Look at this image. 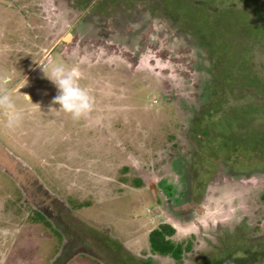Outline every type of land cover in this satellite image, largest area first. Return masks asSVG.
<instances>
[{
  "label": "rangeland",
  "instance_id": "rangeland-1",
  "mask_svg": "<svg viewBox=\"0 0 264 264\" xmlns=\"http://www.w3.org/2000/svg\"><path fill=\"white\" fill-rule=\"evenodd\" d=\"M0 75V264H264V0H0Z\"/></svg>",
  "mask_w": 264,
  "mask_h": 264
},
{
  "label": "clouds",
  "instance_id": "clouds-1",
  "mask_svg": "<svg viewBox=\"0 0 264 264\" xmlns=\"http://www.w3.org/2000/svg\"><path fill=\"white\" fill-rule=\"evenodd\" d=\"M41 68L43 73L45 71L49 73L46 77L58 89V94L52 101L53 104L59 105V108L69 114L73 120L86 118L94 108V98L79 83L78 69L68 68L63 63H52L50 66H41ZM11 79V76L0 75V114L6 117V125L9 128L19 126L23 119V113L17 107L12 90L6 87ZM23 98L31 102L27 94H23Z\"/></svg>",
  "mask_w": 264,
  "mask_h": 264
},
{
  "label": "trees",
  "instance_id": "trees-1",
  "mask_svg": "<svg viewBox=\"0 0 264 264\" xmlns=\"http://www.w3.org/2000/svg\"><path fill=\"white\" fill-rule=\"evenodd\" d=\"M172 234L173 229L167 224L160 225L159 229L151 231L148 237L150 251L159 256L169 257L174 261H180L182 253L189 249L187 248V246L183 247L182 244H174L169 239ZM217 264H219V262Z\"/></svg>",
  "mask_w": 264,
  "mask_h": 264
},
{
  "label": "flooded vegetation",
  "instance_id": "flooded-vegetation-1",
  "mask_svg": "<svg viewBox=\"0 0 264 264\" xmlns=\"http://www.w3.org/2000/svg\"><path fill=\"white\" fill-rule=\"evenodd\" d=\"M69 38H70V36L65 37V38H64V41H68ZM217 225H218V224H217V221H215L214 224H213L214 228H217Z\"/></svg>",
  "mask_w": 264,
  "mask_h": 264
},
{
  "label": "water",
  "instance_id": "water-1",
  "mask_svg": "<svg viewBox=\"0 0 264 264\" xmlns=\"http://www.w3.org/2000/svg\"><path fill=\"white\" fill-rule=\"evenodd\" d=\"M67 36H69V35L67 34L65 37H67ZM65 37H64V38H65ZM64 38H63V39H64Z\"/></svg>",
  "mask_w": 264,
  "mask_h": 264
}]
</instances>
